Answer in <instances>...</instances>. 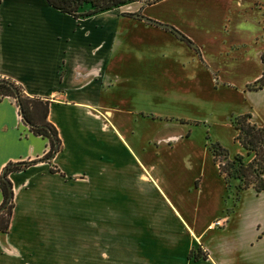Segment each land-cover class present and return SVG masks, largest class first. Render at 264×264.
I'll use <instances>...</instances> for the list:
<instances>
[{"label":"rangeland","instance_id":"obj_1","mask_svg":"<svg viewBox=\"0 0 264 264\" xmlns=\"http://www.w3.org/2000/svg\"><path fill=\"white\" fill-rule=\"evenodd\" d=\"M123 4L122 8L133 9L145 2L131 0ZM227 4L228 17L233 22L230 28L227 22L222 23L226 13L217 11L207 15L206 21L205 14L204 19H199V15H183V29L174 26L196 45L198 53L179 45L167 49L165 39L144 31L129 29L120 33L112 67L116 79L112 88L103 92L110 104L119 107L116 113L120 121L128 124L133 123L130 112L135 113L134 108L183 117L181 120L136 117L133 125L137 135L145 137L148 132L161 135L188 131L187 137L168 145L161 143L141 160L150 166L148 175L155 178H150L151 182L172 202H176L177 193L189 198L180 211L191 221L206 220L231 198L211 161L204 134L232 151L238 143L229 123L231 112L250 110L253 120H264V91L244 88L245 82H251L262 69L259 55L263 40L254 38V25L244 28L234 24L240 17L255 16L257 8H264V4L247 0L241 5L237 0ZM122 23L120 20V27ZM144 129L147 131L142 133ZM92 138L67 139L70 151L65 168L81 165L85 170L64 178L58 174L42 175L34 188L22 196L20 208L31 216L37 232L34 242L39 249L40 264H151L148 258H142L140 245L141 239H149L136 234L146 227L176 233L177 222L171 214L174 212L158 199L162 197L157 189L154 192L144 186L146 180L139 175L137 164L121 142L112 137H104V142ZM136 142L144 146L142 140ZM123 143L127 146L126 141ZM156 143H146L145 149ZM195 176L199 177L198 190L189 186ZM243 205L234 214L228 230L251 229L252 220L243 219V212L264 216V190L257 196L246 192ZM216 221L219 223L217 218L213 222ZM22 236L25 243L29 242V237ZM34 262L37 264L35 257Z\"/></svg>","mask_w":264,"mask_h":264},{"label":"crops","instance_id":"obj_2","mask_svg":"<svg viewBox=\"0 0 264 264\" xmlns=\"http://www.w3.org/2000/svg\"><path fill=\"white\" fill-rule=\"evenodd\" d=\"M186 1L155 0L144 5H136L137 7L133 9L122 8L124 4H121L87 16L74 17L53 8L46 0H0V78H9L18 83L26 95L38 96L48 101L46 119L54 125L59 138L58 150L51 157L40 159L47 149L46 139L27 130L20 120L12 97H0V171L7 161L35 159L24 169L10 171L7 174L14 206L7 230L0 231V264H35L34 257L36 263L40 264L39 249L35 248L34 242L37 232L34 230L31 216L20 208V201L27 190L34 188L37 178L42 175L58 174L64 178L68 174L85 170L81 165L65 168L70 151L68 137H94L93 141L98 139L103 142L104 137L117 139L126 147V152L137 164L136 170L139 171L141 178L146 180V182L143 180L144 186H149L154 192L157 189L162 197V200L160 197L158 199L173 210L172 218L178 226L176 233L146 227L142 233L136 234V237L149 239L148 242L141 239L140 245L143 248L142 258H148L153 262L151 264H264V216L257 214L252 216L248 211L243 212V219L252 220L251 226L249 225L251 229L240 227L235 231L228 230L234 214L244 206V194L250 192L257 196L260 192L248 187L240 192L238 201L233 204L229 197V202H223L219 211L206 220L199 222L195 218H192V221L187 220L180 209L189 203V198L177 193V198L174 196L176 202H172L161 188H157L155 183L151 182L155 178L148 175L150 166H145L141 159L145 160L146 153L156 151V147L161 143L168 145L175 139L187 137L188 131L185 133L170 131L161 135L148 132L145 137V134L137 135V129L133 125L136 117L144 120L147 117H150L149 120L153 118L178 120L183 117L162 116L143 108H134L135 113L130 112L133 113V123L128 124L118 118L116 112L119 107L110 104L104 98L103 92L109 91L116 79L112 67L120 33H126L129 29L144 31L165 39L167 49L169 46L173 49L177 45L191 48L172 33L145 23L142 19L137 20L123 14L124 11L132 12L139 9L140 13L171 23L179 29H183L181 22L183 15L184 17L199 15V19H204L202 14H205L206 21V16L216 11L226 13L223 15L222 23L227 22L229 28L233 23L228 17L227 2L231 0H188L187 5ZM237 2L241 5L246 0ZM250 2L264 4V0H247V3ZM185 8L190 12H186ZM257 9L255 16L250 19L240 17L234 24L244 28L255 26L254 38L263 40L261 55L264 51V8ZM120 20L124 22L121 27ZM165 44L162 46L163 51ZM161 54L164 55L162 50ZM247 83L249 81L245 82L244 88ZM246 90L264 91V88ZM248 112L252 117L253 113L250 110ZM251 120L255 123H264V120L252 118ZM146 131L144 129L142 133ZM137 139L138 142L142 140L144 146L137 144ZM125 141L127 146L123 143ZM153 141L158 143L145 149L146 143L149 145ZM228 152L233 154L244 151L238 144L234 150ZM50 165L56 167L58 171L50 172ZM151 166L155 168L153 164ZM197 178L199 177L195 176L192 185L189 184L195 190L200 188L199 180L196 182ZM216 218L219 223L213 222ZM135 222L139 225L138 220ZM22 234L26 235L25 238L29 237V242L25 243ZM156 238H160V241L154 240ZM190 248L195 251L196 256L187 255Z\"/></svg>","mask_w":264,"mask_h":264},{"label":"trees","instance_id":"obj_3","mask_svg":"<svg viewBox=\"0 0 264 264\" xmlns=\"http://www.w3.org/2000/svg\"><path fill=\"white\" fill-rule=\"evenodd\" d=\"M47 3L62 12H66L74 17L87 16L102 10L119 6L131 0H46ZM145 3L155 0H142ZM139 12V11H138ZM135 19L131 12H123ZM144 21V20H143ZM145 23H149L144 21ZM161 28V27H160ZM172 33L175 37L183 40L188 46L198 53L196 45L191 44L190 39L183 33L179 37L168 28H162ZM260 60L264 64V51L260 55ZM247 89L264 88V65L260 74L247 83ZM14 89L17 95L14 94ZM10 96L13 98L21 122L27 127V130L34 135H40L47 141V149L41 155L40 159L48 157L54 149L55 142L58 144L55 152L59 148V138L54 125L46 119L47 103L46 99L38 96H29L22 92L21 86L9 78H0V97ZM181 120V119H179ZM229 123L235 133L233 138L243 149V153L229 154L227 148L219 141L210 139L208 134H204L205 145L210 153L211 160L215 164L220 175L225 191L231 193L233 204L238 201L240 192L248 187L253 188L255 192L264 190V123H255L251 120V114L248 111L231 113ZM35 159L7 161L3 175L0 171V206L5 203L8 193V183H10L7 174L10 171L21 170L32 164ZM50 172H57L53 165L49 166ZM13 207L10 198L2 208H0V231L7 230L9 219ZM188 256H196L195 251L190 248ZM202 256L204 253L201 254Z\"/></svg>","mask_w":264,"mask_h":264},{"label":"water","instance_id":"obj_4","mask_svg":"<svg viewBox=\"0 0 264 264\" xmlns=\"http://www.w3.org/2000/svg\"><path fill=\"white\" fill-rule=\"evenodd\" d=\"M139 1H142V0H139ZM131 13H132V16L138 17V18H140V19H142L144 21H147L149 23L157 25V26H159L161 28H168V29L172 30L174 32V34L179 36V37L182 35L181 31H179L177 28H175L174 26H172L169 23L162 22V21L156 20L154 18L148 17V16H146V15H144V14L138 12V11H132ZM14 94H15V96L17 95V92H16L15 89H14ZM57 145L58 144L55 142L54 149L52 150V152L49 155V157H51L55 153V149L57 148ZM4 170H5V168H3L2 171H1L2 175L4 173ZM7 187H8V193H7V196H6L5 203L12 197L11 184L8 183ZM4 204L1 205L0 208H2L4 206Z\"/></svg>","mask_w":264,"mask_h":264}]
</instances>
